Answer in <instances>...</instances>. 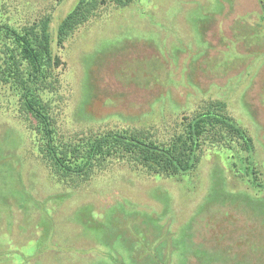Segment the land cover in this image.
<instances>
[{
	"label": "rangeland",
	"instance_id": "obj_1",
	"mask_svg": "<svg viewBox=\"0 0 264 264\" xmlns=\"http://www.w3.org/2000/svg\"><path fill=\"white\" fill-rule=\"evenodd\" d=\"M77 1L0 0V21L13 26L52 18L58 126L72 133L131 128L165 139L205 102H224L252 138L264 182V44L261 34L252 41V30L232 29L241 23L264 33V0L108 5L59 46L57 25ZM18 107L0 87V254L25 257L35 246L37 258L22 264H129V247L149 244L160 225L165 233L155 241L186 264L264 258V192L233 169L223 147L207 146L197 169L178 177L111 161L78 191L34 159L36 135Z\"/></svg>",
	"mask_w": 264,
	"mask_h": 264
},
{
	"label": "trees",
	"instance_id": "obj_2",
	"mask_svg": "<svg viewBox=\"0 0 264 264\" xmlns=\"http://www.w3.org/2000/svg\"><path fill=\"white\" fill-rule=\"evenodd\" d=\"M62 1L64 0H57L58 3ZM134 2L135 0H78L57 25V45L62 46L78 28L95 17L101 8L108 5L124 8ZM51 21L50 15L44 16L38 23L21 27L0 21V87L7 86L17 97L19 117L29 126L30 131H34L32 134L36 135V142L32 141V145L37 148V153L33 154L34 159L43 165L42 168L48 171L50 177L80 191L81 185L85 186L84 183L93 176L107 171L111 161L124 163L134 170L141 169L150 177L185 176L197 169L207 152V146H220L229 152L228 159L231 160L233 169L244 175L248 185L264 192V182L259 180L255 168L253 140L228 115L224 102H205L190 117L184 118L185 122L165 139L131 128L81 130L72 133L58 126L51 100L60 87V79L55 72L60 59L52 51L53 40L49 27ZM232 29L252 30L253 34H248L249 30H245L248 35H252L249 36L252 41H255L253 37L257 38L261 34L258 43L264 44V33L254 32L248 26L243 28L241 23ZM236 58H233V62H236ZM228 69L229 66L226 70ZM120 213H123L122 210ZM125 216L128 218L130 215ZM127 225L131 224L125 226ZM162 227L159 225L154 228L159 234H155V237L151 235L150 243L147 242L146 246L129 247L128 253L134 256V259H129V264H186L185 255H182L183 261L178 257L172 258L168 252L165 253L169 247L155 241L165 233ZM26 253L29 254L25 257L17 251L1 253L0 263L10 264L13 259L15 263L22 264L32 255L36 259L38 250L33 246ZM239 255L242 256L240 260L246 258L244 254ZM262 259H256L255 263L261 264L260 260L264 262V258ZM240 263L241 261L235 260L232 264Z\"/></svg>",
	"mask_w": 264,
	"mask_h": 264
}]
</instances>
